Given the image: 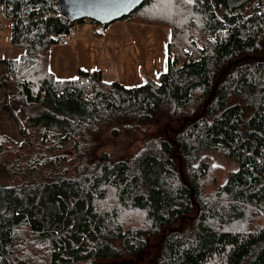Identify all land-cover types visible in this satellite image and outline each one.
Here are the masks:
<instances>
[{"label":"trees","instance_id":"16d2710c","mask_svg":"<svg viewBox=\"0 0 264 264\" xmlns=\"http://www.w3.org/2000/svg\"><path fill=\"white\" fill-rule=\"evenodd\" d=\"M1 15L21 52L0 57L20 135L0 131V264H122L155 236L146 264H264V0H143L117 20L167 26L168 61L135 86L48 69L59 32L112 21L57 0Z\"/></svg>","mask_w":264,"mask_h":264},{"label":"crops","instance_id":"0c3cea01","mask_svg":"<svg viewBox=\"0 0 264 264\" xmlns=\"http://www.w3.org/2000/svg\"><path fill=\"white\" fill-rule=\"evenodd\" d=\"M74 27L77 34L69 44L55 43L49 49L48 69L56 79L75 78L80 70H98L105 81L135 86L143 82V74L156 78L167 66L170 32L165 27L114 20L100 36L87 22ZM0 128L11 138L18 137V124L6 108L1 87Z\"/></svg>","mask_w":264,"mask_h":264},{"label":"water","instance_id":"95a60500","mask_svg":"<svg viewBox=\"0 0 264 264\" xmlns=\"http://www.w3.org/2000/svg\"><path fill=\"white\" fill-rule=\"evenodd\" d=\"M143 0H57L60 13L70 20L92 19L105 24L130 13Z\"/></svg>","mask_w":264,"mask_h":264},{"label":"rangeland","instance_id":"374dc122","mask_svg":"<svg viewBox=\"0 0 264 264\" xmlns=\"http://www.w3.org/2000/svg\"><path fill=\"white\" fill-rule=\"evenodd\" d=\"M128 22H132V21H128ZM133 23H137V22H133ZM137 24H140V23H137ZM141 24H148V23H141ZM150 25H157V26L165 27L168 29L167 26H163V25H158V24H150ZM9 29H10L9 21L4 19L3 16L1 15V17H0V41H1V43H0V57H4V56L13 57V56H17V54L21 52V49L13 48L8 43ZM263 54H264V51L259 53L258 55L262 56ZM3 69H4V65L0 64V75L5 74ZM178 127H179V122H176L173 124V126H167L166 128L169 131V133L171 134L173 131V128H178ZM160 130H162V128ZM167 130H166V132H167ZM0 131L2 132V129ZM11 139H13V138H11ZM16 139H18V140L20 139L19 133H18V137ZM139 145H140V141L133 143V145H132L133 151L136 148H138ZM211 156L214 159V162L223 163L226 167H228L230 165V160L226 161L222 154L212 152ZM4 167L9 168L8 165L6 166L5 164H3V161L0 160V185H2V184L4 185V183H6V182H11L13 179V176H11L10 174L5 175ZM226 169L228 170L229 168H226ZM125 219L132 220L130 218V215H128L127 213L123 215V220H125ZM160 239H161L160 236H155V237L151 238V240L148 244V247L146 249L145 256L141 255L139 257H136L133 260L129 259L126 261H121V263L122 264H146V263H148L150 258L153 256L154 250L156 249L158 243L160 242ZM111 264H118V263H111Z\"/></svg>","mask_w":264,"mask_h":264},{"label":"built area","instance_id":"2783aa9c","mask_svg":"<svg viewBox=\"0 0 264 264\" xmlns=\"http://www.w3.org/2000/svg\"><path fill=\"white\" fill-rule=\"evenodd\" d=\"M76 35V30L73 27H70L67 30H63L58 33L56 36L57 43L62 45H67L70 43V40Z\"/></svg>","mask_w":264,"mask_h":264},{"label":"snow or ice","instance_id":"6c2138e0","mask_svg":"<svg viewBox=\"0 0 264 264\" xmlns=\"http://www.w3.org/2000/svg\"><path fill=\"white\" fill-rule=\"evenodd\" d=\"M188 2L190 3V2H191V0H188Z\"/></svg>","mask_w":264,"mask_h":264},{"label":"bare ground","instance_id":"6f19581e","mask_svg":"<svg viewBox=\"0 0 264 264\" xmlns=\"http://www.w3.org/2000/svg\"><path fill=\"white\" fill-rule=\"evenodd\" d=\"M162 121V120H161Z\"/></svg>","mask_w":264,"mask_h":264}]
</instances>
